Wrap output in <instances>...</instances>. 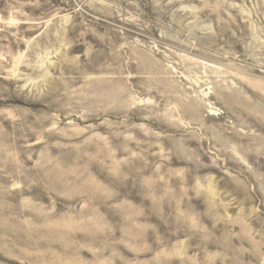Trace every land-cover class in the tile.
I'll return each instance as SVG.
<instances>
[{
	"label": "rangeland",
	"instance_id": "1",
	"mask_svg": "<svg viewBox=\"0 0 264 264\" xmlns=\"http://www.w3.org/2000/svg\"><path fill=\"white\" fill-rule=\"evenodd\" d=\"M0 264H264V0H0Z\"/></svg>",
	"mask_w": 264,
	"mask_h": 264
}]
</instances>
